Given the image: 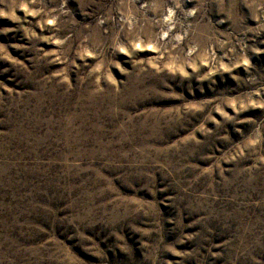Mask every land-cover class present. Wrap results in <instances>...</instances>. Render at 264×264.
<instances>
[{
	"label": "rangeland",
	"instance_id": "obj_1",
	"mask_svg": "<svg viewBox=\"0 0 264 264\" xmlns=\"http://www.w3.org/2000/svg\"><path fill=\"white\" fill-rule=\"evenodd\" d=\"M0 264H264V0H0Z\"/></svg>",
	"mask_w": 264,
	"mask_h": 264
}]
</instances>
